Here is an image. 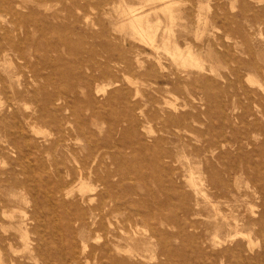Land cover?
I'll return each instance as SVG.
<instances>
[{
  "label": "rangeland",
  "instance_id": "1",
  "mask_svg": "<svg viewBox=\"0 0 264 264\" xmlns=\"http://www.w3.org/2000/svg\"><path fill=\"white\" fill-rule=\"evenodd\" d=\"M0 264H264V0H0Z\"/></svg>",
  "mask_w": 264,
  "mask_h": 264
},
{
  "label": "bare ground",
  "instance_id": "2",
  "mask_svg": "<svg viewBox=\"0 0 264 264\" xmlns=\"http://www.w3.org/2000/svg\"><path fill=\"white\" fill-rule=\"evenodd\" d=\"M130 12L125 13V15H126V17H125L126 21L125 22H126V24L127 23L129 24V26H130L129 28H131V30H133L141 39H146L150 43L153 40H155L154 39L155 33L153 30V27L148 25L150 23H148L147 19L143 15H138L136 13L130 14ZM169 12H171V10ZM171 13H173V12H171ZM123 15H124V13H123ZM170 19L172 20L171 15H170ZM167 41H168V39H167ZM155 44H156V42H155ZM163 45L165 46L166 44H163ZM167 45H169V44H167ZM173 54L180 57L181 53H180V51H178V47L175 50H173ZM2 83H3V81H2ZM54 126H55V128H58L59 124L54 123ZM91 156L92 155L89 154V157H91ZM76 179H78L79 183L81 184V191H82L81 193L82 194H80V199L82 201H87L89 204V207H88L89 214H87V216L85 218L92 220L93 227L95 229L96 228L97 229H100V228L103 229L109 237H111V236L118 237L119 240H124L126 242L127 241H130L132 243L139 242V235L129 234V233L125 232V230H124V225H129L131 222H134L131 219L132 218L131 214H126V215H122L121 217H117V219H119L120 223H121L120 224V228H121L120 230L122 231V233H121V235H118V233L117 234L113 233L114 231L119 230V229L117 226H113V223H111V221L109 220L110 219L109 216L111 214H113L114 212L118 211L119 207L113 205V198H111L108 193H106L105 195L102 196L100 190H95V188L92 187L95 191L92 190L93 192L91 194H85L86 191L92 189L89 185L86 184L87 183L86 181L94 180L95 183H98L97 185H104L105 186L108 177L107 176L99 177L96 175L92 176V171L86 170V168L83 169L82 167H79L76 170ZM190 180H191V178H190ZM141 238H144V237L140 236V239ZM108 241H110L116 247V249L118 251H122L125 254H127L128 257L132 256L135 253V251L130 249V248H127V249L120 248L121 245L119 244V242L117 240L115 241L114 239L109 238ZM108 241H106L104 243V245H107L109 243ZM138 255L141 256L139 253H138Z\"/></svg>",
  "mask_w": 264,
  "mask_h": 264
}]
</instances>
